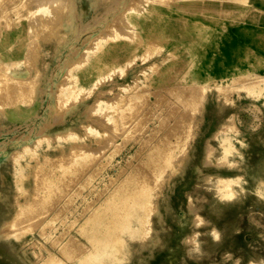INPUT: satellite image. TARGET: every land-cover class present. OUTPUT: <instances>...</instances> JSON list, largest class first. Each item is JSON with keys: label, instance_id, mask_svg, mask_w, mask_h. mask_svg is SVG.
Masks as SVG:
<instances>
[{"label": "rangeland", "instance_id": "374dc122", "mask_svg": "<svg viewBox=\"0 0 264 264\" xmlns=\"http://www.w3.org/2000/svg\"><path fill=\"white\" fill-rule=\"evenodd\" d=\"M8 1L4 0L0 4V63H4L5 69L10 72H15L18 68L27 70V73L31 70L28 74L33 78L32 81L35 80L36 89L32 91L33 94L30 93L33 95L30 97V109L24 110L29 112L13 116L0 112V212L3 211L5 216H12L19 208L16 209L18 203L26 204L32 200V177L21 180L17 173L18 163H13L10 158L24 142L32 143L43 135L51 140L49 145L43 141L38 150L47 152L44 164L54 162L56 165L62 153L64 155L61 159H68L69 148L78 147L87 152H94L105 146L110 138H114L115 142L119 143V151L113 153L112 161L80 189L82 192L79 190L73 196L76 200L73 202L72 199L71 206H78L76 212L79 214L84 211L83 216H78L77 222H63L62 225V220L55 221L56 234L68 231L66 234L75 235L77 240L88 247H85L87 250L82 249L85 251L77 255L69 253L65 256L58 251L61 240L58 244L45 243L55 256L61 258V264H72L73 260L85 254L90 250L91 244L86 243L85 238L76 232L79 222L90 212L93 205L108 197V192L129 169L130 166L126 164L128 159L131 164L137 163L149 150V146L156 143L162 133H166L165 130L172 133V130L177 128L175 125L170 129L167 125L164 127L162 120L159 122L160 131L156 133L154 129L158 119L148 117V121L144 119V123L138 124L140 127H137V130L124 128L114 133L111 127L113 125L107 122L104 112L97 109L94 113L96 100H117L121 94L119 88L136 80L147 82V90H152L158 86L157 81L165 68L184 64V58L199 53L202 55L200 60L191 61L190 65L185 63L188 73L180 81L174 82H178L175 85H178L180 90L174 88L173 91H166V87L158 88V94L163 93L164 97L156 112L164 116L168 123H173L175 117L167 116L166 111L171 105L178 104L177 97L181 96L182 86L196 81L205 87L203 95H191L182 103L187 105V108L177 113L183 126H178L182 140L171 158V163H176V167H167L162 176L148 180L146 190L141 195H136L137 206H123L120 211H107L109 214L132 213V221L117 226L113 223L110 227H105L106 229L96 225L88 227L87 231H100L96 239H93L94 242L104 235L109 237L108 234L112 233L111 236H115L114 250L112 249L113 253L109 257L95 253L80 264H264V184H261L264 179V90H251L242 85L244 80L264 75V0H248L247 5L237 6L224 3L218 5L221 11L216 12L211 10L215 3L202 0H168L163 3L165 5L157 0ZM41 6L46 8V11H39ZM150 6L171 10L173 14H184L204 24L198 27L200 29L196 36L199 37V50L175 46L158 37L152 38L149 46L150 41L144 38V31L139 29L137 21L149 18L147 9ZM41 19L47 23L54 22H43L52 29L49 26V30L38 28L36 23H42ZM15 29L18 32L12 34ZM112 29L121 32L127 39L110 42L98 55L111 49L113 44L117 47L124 42L131 44L133 50L120 59L113 60L105 68L93 70L92 75L85 80L81 79L80 83L89 86L96 75L112 69L128 57L132 58L127 65L123 62V73H120L119 69L112 71L105 79L97 82L91 95L81 93L80 103L74 105L70 102L71 105L67 104L63 109L54 108L55 89L61 83L62 77V82L66 81L63 73L70 63L81 61L86 45L92 47L95 38L106 36ZM5 33L12 34V44L9 46H4L2 34ZM139 39L143 40L141 44H138ZM155 45L157 48L153 50ZM147 49H150L151 53L146 56L144 51ZM96 60L97 57L90 65ZM90 65L86 68L91 67ZM152 66H156V69L152 70ZM217 86H223L226 91L222 93ZM195 97H200V100L194 106ZM153 98L155 97L150 96V99L154 100ZM166 103L169 106H165ZM9 110L11 111L10 108L7 109ZM79 124L92 125L105 135L99 138L97 143L94 140L98 139L82 130ZM69 127L73 128L71 131L85 135L84 141L73 143V146L70 144L72 137L59 141L55 139L56 133L63 134L66 132L64 128ZM125 129L128 130L126 137L123 136ZM221 129H233V142L238 147L235 154L222 153L219 145ZM130 134L133 135L129 136ZM143 134L148 136V140ZM139 136L141 138H138ZM143 138L147 141H142ZM19 159L23 164L26 158ZM92 161L94 160L89 164ZM96 161L98 159L92 162L87 170L95 165ZM33 163L30 160V164ZM119 167H122L124 172L117 174ZM156 167L154 165L152 175L157 173ZM45 170L48 171V167ZM144 170L142 169V175H145ZM55 171L57 168L53 169V172ZM219 177L231 179L230 196H220L216 193L213 182ZM18 185L29 188L26 196L23 191L18 190ZM90 189H99L98 194H90ZM83 196L91 202L94 201L88 210L82 211L85 207L84 204L81 205ZM98 196L99 199H96ZM145 199L148 200L146 209L140 206V202ZM99 213L104 214L105 211ZM37 228L38 226L28 231L30 233L27 232L22 240L12 236L10 229L7 236L14 245L9 248L0 242V264H12L14 261V264H39L37 258H40V251L37 245H34L43 240L39 237ZM103 231L107 232L102 235ZM32 251L36 253L32 254ZM69 256L71 258H68Z\"/></svg>", "mask_w": 264, "mask_h": 264}, {"label": "bare ground", "instance_id": "6f19581e", "mask_svg": "<svg viewBox=\"0 0 264 264\" xmlns=\"http://www.w3.org/2000/svg\"><path fill=\"white\" fill-rule=\"evenodd\" d=\"M9 1H13V0H9ZM130 1H132V0H130ZM157 1L161 2L162 5H165L163 3L168 2V0H157ZM202 1H209V2L215 3V5L211 8V10L214 12H216L217 10H220V9H218V5H222L224 3L233 4L236 6L237 5H247V3H248V0H202ZM2 2H4V0H0V4ZM138 2H140V1H138ZM127 6H128V4H127ZM135 6H136V4H135ZM153 6H155V5L153 4ZM2 8H4V7H2ZM129 8H131V6ZM45 9L46 8L41 6V8H39L38 10L44 11ZM168 9H170V8H168ZM0 10H2V9H0ZM136 10H137V8H136ZM232 10H235V9H232ZM17 11H18V9H17ZM27 11H29V10H27ZM147 11H148V17L149 18H147L143 21H137V25L139 26V29L141 31H144V34L142 33L144 38L146 37L149 39L148 40V41H150V42H148V43H150L149 46L151 45V39L154 37H158L161 40L165 39L166 41H168L169 43H171L172 45H175V46H179V47L184 46V47L190 48L191 50H199L198 49L199 37H196V36H198L197 35L198 29H200L198 27H200L204 24H201L198 19L190 18V16H187L184 14H179V13L173 14V13H171V12H173L171 10L170 11L169 10H163V9L151 7V6L148 7ZM38 19H36V21ZM5 21H6V19H5ZM40 21L42 23H40L38 21L36 23L37 27L38 28L44 27V29L46 28V30H49V27H50V25L46 26V24H49V23L53 24L54 23V22L47 23V22L43 21L42 19ZM43 22H45L46 24H44ZM38 23L40 24V26H38L39 25ZM67 23H68V21H67ZM37 27L35 26L36 30H37ZM110 27H108V28H110ZM204 28H206V27H204ZM204 28H202V29H204ZM17 29H15L12 32V34L18 32ZM35 29H33V30H35ZM168 31H170V32L168 33ZM29 32H31V31H29ZM12 34L11 33L2 34V37L4 39V43H5L4 46H9L12 44V38H11ZM28 34H30V33H28ZM29 39H31V38H29ZM125 39H127V38L124 34H122L121 32H119L115 29H112V32L107 33L106 36L102 35V37H101V35H100V37L95 38L92 47L89 48L88 45H86L87 48L84 51L85 54H83L84 58L82 57L83 58L82 60L79 58L81 61H74V62L70 63L68 68L65 70L66 72L63 73V76L65 77L66 81L64 80V82H62V79H64L62 77V79H60L61 83H59L57 88L55 89L56 92L54 94V102H53L54 108L63 109L64 107L68 106L67 104H69V106H70L71 103L72 104L74 103V105H76L77 103H80L79 99H80L81 93L85 92V94L91 95V92L94 91L93 88L95 87L97 82L98 81L100 82L101 79H105L107 76L110 75V73L112 71L119 69L120 73H123V71H124V69L122 68L123 62H124V64L126 63V65H127V62H130L132 58H129V57L126 58L125 61H123V62L121 61L122 64L121 63L117 64L114 67H112V69H109V70L104 69L105 70L104 72L96 75L93 78V80L91 81L89 86L85 85L82 82L80 83L81 79L85 80V79L89 78L92 75L93 70H96L97 68H101V69L105 68L111 62H113V60L120 59L126 53L132 51L133 50L132 45L124 42L123 44L120 43L121 45L119 44V46H117V47H116V44H113L112 46L110 45L111 49H109L108 51L103 52L100 55H98L102 49H104L105 47L108 46V44H110V42L122 41ZM142 42H143L142 39L138 40V44H141ZM30 45H31V43H30ZM156 48L157 47L155 45V48L153 47V50ZM144 52H146V56H147L148 54L151 53V50L147 49V51H144ZM95 57H97V60L91 66L90 63L92 61H94ZM201 57H202L201 54L196 53V54H193L192 57L184 58L183 59L184 64H179L177 67L170 66L168 68H165L163 73L159 76V80L157 81L158 86L152 90H149V91L147 90V87H148L147 82H143V81L136 82L137 81L136 80L135 82H133L131 84L129 83L126 85H122L119 88V90L121 91V94H120V98L117 100H114V101H112L113 99L111 101L109 99L108 100H106V99L96 100V98H95V100H96V102H95L96 111L94 113L97 112V109H99L100 112H104V115L106 117L107 122H111L113 125L111 127H112V131L114 133H116L118 130L121 131V129L124 130V128H126V129L131 128V129L137 130L140 127V126H138V124L143 122L144 119H146L148 121V119H147L148 117L153 119V120L158 119L156 129H154L156 133L157 132L159 133V131H160L159 125L161 123L159 124V122L162 120L164 121V124H163L164 127L167 125V127L170 129L172 126L175 125L177 128H175V130H172V133H169L165 130L166 133H162L160 135V137L157 139V142L155 140L156 143H154L152 146H149V148H148L149 150L145 153L144 156L142 155L143 157H141V159L139 158L140 160H138L137 163L131 164L130 159H128L126 164H128V166H130L129 169H127L126 172L123 174V176H121L119 178L120 180H122V182L118 179V183L111 189V191L108 192V197H104L101 201H99L97 204H95L93 206H92V202L94 200H92V202H91L90 200H88V198L86 196L82 197V200H81L82 204L81 205L84 204V206H85L84 209L82 208V211L85 209L88 210L89 209L88 207H91V206H92V208H91L90 212L84 216L83 220H81V222H79L78 228L76 229V232L85 238L86 243L88 242L91 245H90V250H88L85 254H83L81 256L78 255L79 257H77L75 260H73L72 264H80L81 262L83 263L89 257L94 256L95 253H97V254L102 253L103 255H106L109 257L110 254L113 253L112 249L114 248V243H115L114 237L115 236H111L112 233H110V231L107 230V231H109L108 233H110V234H108L109 237H107L104 235L107 231H103L102 232V235H104L103 238L101 237L102 239L99 238L97 240V242H94L93 239L94 238L96 239V237L98 236V232H100V231H98V232L93 231V230L87 231L88 227L91 228L92 225L93 226L96 225L97 227L99 226V227L105 228V227H110V224H113V223H114V225L117 226V225H120V224L122 225L124 223L126 224V223L132 221V216L134 217V214H132V213L109 214V213H107V211L109 209H111L112 211H114V210L120 211L122 209L121 207H123V206H131V207L137 206L138 205V204H136L137 199H135L136 195H138V194L141 195L146 190V182L148 180L153 179L154 177H156V179H157L160 176H162L164 170L167 167H172V168L176 167V163H174V164L171 163V158L175 154V149H176V147H178L179 141L182 140L180 138V133L178 132V130H179L178 126H183L182 120H180L181 118H179V116H177V113L179 110H183V109L187 108V105H183L182 103H185L191 95H193L194 93H196L198 96L203 95V93L205 91V87L196 81L188 82L184 85V87L182 86L181 92H180L181 96L177 97V103L178 104L171 105L170 109H168L166 111L167 116L175 117V119L173 120V123H171V122L168 123L167 122L168 120H165L164 116H160V114L156 112L157 107L160 105V103L162 104V100L164 97V94L161 92L162 95H160V94H158V91L160 88H165V87H166L165 88L166 91L167 90L173 91L174 88H178V85H175L178 82H176V83H174V82L180 81L183 77H185L184 75L188 73L187 65L188 64L190 65L191 61L200 60ZM25 61H26V59H25ZM28 61L31 62V60H28ZM185 63L186 64L188 63V64L185 66ZM89 65L91 67L86 68ZM27 66H28V64H27ZM5 68H6V65L1 62L0 63V112L1 113L5 112L6 114L8 113V114H10V116H13V115L21 113V112H29V111H24V110L30 109V105H31L30 97L33 96V95L31 96L30 93H32V91H34L36 89V85L34 83L35 80L32 81L33 78H30V75L28 74L29 72H31V70L30 71L28 70L29 72L27 73V70L18 68L17 71L10 72ZM151 69L155 70L156 66H152ZM36 72H37V70H36ZM28 75H29V77H28ZM150 82L152 84V81H150ZM242 85H244L245 87H247L251 90H256V91L264 90V75L258 76V77H251L247 80H244L242 82ZM174 86H176V87H174ZM217 87L219 88V90L222 93H224L226 91V89L223 86H217ZM107 90H105V92ZM110 91H111V89H110ZM169 93H171V92H169ZM150 96H154L155 97V98H153L154 100L150 99ZM115 98H116V96H115ZM124 99H126L125 102H123ZM199 100H200V97H195L193 99L194 106L196 105V103ZM170 102L171 101H168V103H170ZM166 105L169 106L167 103L165 104V106ZM172 106H174V108L171 109ZM180 106H182V107H180ZM8 108H10L11 111L10 110L7 111ZM88 110H89V108H88ZM100 112H98V113L100 114ZM89 113H92V112H89ZM101 120H103V119H101ZM73 123H74V121H73ZM143 123H142V125H143ZM154 124H156V122ZM79 126L81 127L82 130L87 131L88 134H90L93 138L98 139L97 141L94 140L97 143L100 140L99 138H101L105 135L104 132H102L101 130H99L96 127H93L92 125L79 124ZM72 129L73 128H70V127L64 128V131H66V132L63 134L61 132L56 133L55 139L57 141H59L61 139L67 138V137H72L73 140L70 142V144H72L73 146H74L73 143H76V142L78 143V142L84 141L83 137L85 135H82L81 133H78L74 130L71 131ZM126 129H125V133L123 131L124 137L128 136V130H126ZM145 129H143V131ZM150 130H152V129H150ZM233 132H234L233 129H227V130L221 129V135L219 138L220 139L219 145L222 149L223 154L230 155V154H235L237 152L238 147L233 142ZM131 135H133V134H130L129 136H131ZM172 136H174L175 139ZM144 137H145V135H144ZM147 137H145V138L148 140ZM104 138H106V137H104ZM138 138H141V136H139ZM145 138H143L144 140L142 139V141H145L146 140ZM149 139H152V138L149 137ZM43 141H46L49 145L51 140L49 141V139L44 137V135H43V137L41 136V137H37L36 139H34V142H32V143L24 142V144L21 147L19 146L20 148L18 150H16L17 152L13 153L14 155L12 154L13 156L10 157L12 159L13 163H18L17 173L19 174L18 176L21 180L24 178H27L29 176L32 177L31 178V180H32L31 184H32V189L34 192L32 191L33 193H31L30 195H32L31 197H32L33 201L31 200V202H27L26 204L18 203L16 205V209H17V207H19V208L12 216H5L3 214V211L0 212V242H3L9 248H13L14 244L12 243V241L8 240V236H7L8 234H10L9 232L11 230H12L11 231L12 236H14L17 239L22 240V237H24L28 231L33 230L34 227L38 226V228H37L38 235L43 240V242L37 241V244L34 245L35 247L37 245V248L40 251V253H39L40 258H37L38 263L40 264L41 262H43L46 264H61V258L55 256V254L53 252H51L46 247L45 243L58 244L59 240H61V242L58 245V251L62 255H65V256H67L69 253H71V254L76 253V255H77V253L79 254V252L85 251L82 249H86L88 247H86L83 242H80L79 240H77L75 235L66 234L68 232L67 230H66L67 232L64 231V232H60V233L56 234L55 233L56 232L55 231V229H56L55 228V223H56L55 221L57 220L60 222L62 220L61 225L63 222L65 224H67L69 222L71 223L75 220H76L75 222H77V217L78 216L81 217V215L83 214L84 211L82 213L77 214L76 207H78V206H76V207L71 206L73 196L76 195V193H78L80 189L85 187L89 183V181L93 177L96 176L95 174L99 173L103 169L104 166H106L110 161H112L113 153L115 151L116 152L119 151V150H117V149H119V143H116L114 138H110V140L107 142V144H105V146L97 149L94 152L93 151L87 152V150L85 151L84 149H83L84 150L83 151L80 148L78 149V147L71 148V149L69 148V150H70V151L68 150L69 154L67 153L69 155V157H67L68 159L66 161H63L61 158L63 157L64 153H62L63 155H61L62 157H60L59 163L54 165V162H53V164L52 163L44 164V161L47 160L46 159V155H47L46 153L47 152H46V150L45 151H43V150L39 151L38 150L39 145H41V143ZM243 144H244V142H243ZM80 145H81V143H80ZM85 145H83V146H85ZM143 145H144V143H143ZM138 146H139V144H138ZM21 157L26 158L25 162L23 164L20 163L19 158H21ZM64 157H66V155ZM52 158H54V157H51V159ZM96 159H98V161H96L95 165L91 166V168L89 170H87L88 169L87 167H89V165L92 162H95ZM30 160H32L34 162L33 165L30 164ZM91 160H94V161H92L89 164V162ZM154 165L157 166L156 169L157 168L158 169H157V173H155V175H152L153 170H154V168H153ZM128 166H126V167H128ZM46 167H48V169H49L48 171L45 170ZM56 168H57V171L53 172V169H56ZM147 168L150 169V170L148 169V173H146ZM142 169H145L144 170L145 175H142L143 174ZM140 171H142V172H140ZM123 172L124 171H123L122 167H119L117 174H120ZM114 178L115 177L112 176L113 180H114ZM229 180H231V179L219 177V178H216V180L213 182L214 183L213 186H214L215 191L218 195H220V196H230L231 195V193H230L231 191L229 189V186H230ZM75 181H78V182L76 183ZM73 183H75V184H73ZM261 184H264V179L261 180ZM17 187H18L19 191H23L24 196L27 195L29 188H27L23 185H18ZM80 191L82 192V190H80ZM98 191H99V189H90L89 192H90V194H98ZM99 194L101 195V191ZM99 196L96 199H99ZM89 199H90V197H89ZM57 200H59V201L56 202ZM74 200H76V198L73 199V202H74ZM147 205H148L147 199H145L143 202H140V206H143L144 209H146L145 207H147ZM65 211H66V214H68V215L64 214ZM99 211H105V213L100 214ZM63 214L65 216H63ZM68 218H70V219H68ZM146 220L148 221V219H146ZM20 224H22V225L20 226ZM15 227H17V229L13 230V228H15ZM63 229H64V227H63ZM89 232H92V233H89ZM28 233H30V232H28ZM24 242H25V240L22 241L20 243V245L23 244ZM55 242H57V243H55ZM32 246H33V244H32ZM35 253H36V251H32V254H35ZM68 258H71V257L69 256ZM173 259H176V258L173 257ZM14 263H15V261L12 264H14ZM97 264H103V262H98Z\"/></svg>", "mask_w": 264, "mask_h": 264}]
</instances>
